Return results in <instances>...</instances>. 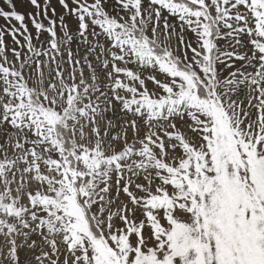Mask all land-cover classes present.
I'll list each match as a JSON object with an SVG mask.
<instances>
[{
    "label": "snow or ice",
    "instance_id": "obj_1",
    "mask_svg": "<svg viewBox=\"0 0 264 264\" xmlns=\"http://www.w3.org/2000/svg\"><path fill=\"white\" fill-rule=\"evenodd\" d=\"M0 264H264V0H0Z\"/></svg>",
    "mask_w": 264,
    "mask_h": 264
},
{
    "label": "rangeland",
    "instance_id": "obj_2",
    "mask_svg": "<svg viewBox=\"0 0 264 264\" xmlns=\"http://www.w3.org/2000/svg\"><path fill=\"white\" fill-rule=\"evenodd\" d=\"M20 10H24L22 6L20 7Z\"/></svg>",
    "mask_w": 264,
    "mask_h": 264
}]
</instances>
